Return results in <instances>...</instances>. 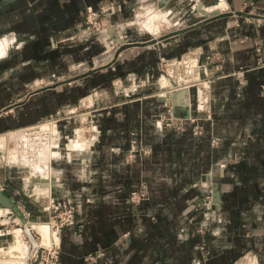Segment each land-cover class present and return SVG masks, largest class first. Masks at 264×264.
Listing matches in <instances>:
<instances>
[{
	"label": "crops",
	"instance_id": "obj_1",
	"mask_svg": "<svg viewBox=\"0 0 264 264\" xmlns=\"http://www.w3.org/2000/svg\"><path fill=\"white\" fill-rule=\"evenodd\" d=\"M110 1L123 11L138 0H0V36L14 31L36 37L19 51V62L0 67L4 74L0 76V132H5L0 134V147L7 149L12 163L21 156L18 163L30 168L29 179L44 194L53 181L51 162L61 156V148L55 152L51 145L62 144L59 133L65 136L74 125L71 119L47 118L80 105L96 85L88 72L82 84L58 89L62 80L51 72L63 74L59 68L66 60L90 59L93 46L91 42L75 45L60 36L79 29L89 6L98 8ZM205 8L212 12L204 14L228 12L178 30L162 53L149 52L153 65L160 57L169 62L193 55L196 60L185 59L180 67L182 72L191 71L189 77L196 80L200 62L205 65L210 53L222 57L219 70L215 64L209 67L214 82L208 90L210 111L202 115V132L194 134L189 121L182 129H159V121L148 115L142 121L145 113L166 110L154 98L113 99L118 104L112 114L100 118L97 145L92 144L94 137H83L82 130L63 144L70 156L68 167L55 162L63 174L57 189L83 205L76 224L62 230L61 264H264V0H223V5L203 4L199 11ZM4 37H13L10 40L15 43L9 54L23 43L14 35L0 40ZM51 37L61 43L58 48H51ZM103 55L107 60L99 75L105 73V80L108 74L124 79L140 76V68L125 70L126 62ZM144 55L132 60L133 67L142 56L146 59ZM240 68L246 69L242 80L234 74ZM149 73L146 68L142 75ZM151 85L149 90L157 88ZM182 86L174 88L178 102L188 98V87ZM13 88L22 92L16 94ZM167 95V99L173 97L170 91ZM173 110L175 116L189 112L176 102ZM134 133L147 144L148 152L130 153ZM12 138L16 143L10 149ZM76 142L78 146L71 148ZM86 152V160L84 156L79 163L70 162ZM215 187L219 202H215ZM140 191L145 192L143 197L137 194L134 199L133 193ZM208 194L209 211L220 218L213 223L214 230L199 227ZM190 218L196 223L188 225Z\"/></svg>",
	"mask_w": 264,
	"mask_h": 264
},
{
	"label": "rangeland",
	"instance_id": "obj_2",
	"mask_svg": "<svg viewBox=\"0 0 264 264\" xmlns=\"http://www.w3.org/2000/svg\"><path fill=\"white\" fill-rule=\"evenodd\" d=\"M171 1L175 2L172 3V5L174 4L173 7L175 6L177 8L173 9L172 5H170L168 7L169 13H164V11L161 12V10L158 9V6L163 5L161 0H138L136 3L122 8L123 11H119V5L115 2L110 1V4L104 2L100 4L97 10L102 12L105 8L114 6V11L112 9H107L103 14L100 13L97 16V19H93L94 24H90V30L87 29L89 24L83 22V24H80L78 27L79 29L76 32H71L68 36H60L61 40H66V42L69 43L73 42L75 45L76 43L81 44L84 42H91L93 46L91 48L92 52H90V59H86V61L84 59L78 60V62L66 60V64H63L64 66L62 65L61 68H59V71H62L63 74L60 75L59 72L55 70L51 72L50 75L53 76V78L60 77L62 80L57 86L58 89L62 90L66 86L71 87L76 84H82L83 78L88 72H92L90 78H93L92 81L96 85L92 86L93 89L86 94L87 96L81 98L80 105L71 110L65 108L61 112H58L59 114L57 113L47 118L49 121L54 117L55 119H71V121H73L72 124H74L70 127L71 132L68 131L65 136L64 134H61V129H59V125L56 124L60 132L58 141L62 144H52L51 147L52 149L55 147L53 150L55 152L58 148H61L59 150L61 156L54 157L51 162L53 169L52 174H54L51 176V180H54V183L51 184V191L53 194L50 193L49 189V192L46 191V193L47 195H50L47 197L43 196L41 194V188L37 182H35L34 179H29L31 175L30 168L21 167L18 163L21 156L16 157V159H14L16 161H13L12 163L10 160L13 158L11 156L7 157L6 155L7 149L0 147V182H5L7 184L6 191L4 192L13 196L20 210V212L17 213L13 209L0 204V253L8 250V245L14 240V235L18 234L21 238V247L19 253H14V255L19 254L23 259H26L23 264H47L46 260L49 252L48 246L53 242L58 241L54 235V230H56V224L62 221L61 216H63V212L69 207H73L77 216L78 209H81L83 205L80 202H74L70 197H64L57 189V180L63 175L61 169L64 166L68 167L67 161L70 156V149H65L63 144H67L69 139L77 134L78 130H82V136L85 138L92 139V137H94L95 139H93L92 144L95 146L98 144L102 132L100 118L109 115L110 113L112 114V110L118 104V101L123 100L124 102H132L136 99L145 100L150 97L158 102H162L166 110L164 111L162 107L157 113H145V115L142 116V121L148 115L147 118L151 120L154 118L155 121H161L162 124L157 123V125L160 126L158 127L159 129L163 128L165 125L162 121L169 118L171 115L170 113L174 111L171 108V101H168L167 99L169 86L177 88L183 87L182 85L185 84V86L188 87V95L192 100V105L189 110L194 111L196 108L194 103L197 99L198 85L194 84L195 78H193V76L192 79L189 77L191 76V71L186 73L185 70V72H182L180 66L185 59L192 61L197 58H194L193 55H188L183 59L168 62L166 59L163 60L160 57L159 62H157L156 65H153L149 62L151 60L149 57L152 54L149 52L162 53V50L164 51L172 40L173 34L178 30H185L188 27L199 23V21L214 18L215 16L225 14L228 11L222 9L220 12L204 14L194 8L195 3L199 0H168V2ZM200 1L204 2L206 5L218 4L217 0ZM86 15L87 13L85 14L84 21H86ZM84 29H87L86 32L89 31L90 34L88 35V33H85ZM4 35L17 36V38L23 42L19 47L12 49L11 54H9L10 47L12 45L15 46V43L10 40L13 37H8L6 39L4 37V40H7L6 49L9 52L7 51L6 55L0 59V67L13 66L16 62H19L21 58L19 51L23 50L24 46H26L28 42L33 41L36 37L28 32L21 36V34L14 31L2 34V36ZM59 44L61 43L51 37V48L56 49L60 46ZM100 53H103L104 57L110 55V58L114 57L115 59H119L120 63L126 62L124 65L125 70L140 68V76H138L139 74L134 76L131 74L124 79L120 77L118 78L117 76H114V74H108V80H105L106 74H99L104 70L102 64H105L107 59L104 58V61L100 56ZM142 53H145L144 56H146V59L144 60L142 56L139 60V65L136 64L137 66L133 67V63H131L132 60L142 55ZM210 56L209 59L206 58L205 65L200 62V68L198 71L199 79L203 81V77L205 76V80H211L208 83L209 88H211V85L214 82V77H211L209 67L212 68L213 64H222V57H214L213 53H210ZM146 68L150 69L151 73L144 77L142 74ZM156 73L159 75L157 78L155 75ZM203 73L204 75L202 76ZM0 76H4L3 71L1 70ZM8 77L9 75L6 76V78ZM105 81L109 84L105 85ZM153 83L156 84L157 88L155 90H149L148 86H153L151 85ZM31 85L32 84H30V87ZM23 86L25 87V85ZM38 87L34 86V88ZM209 88L204 92L206 100L209 98ZM24 90L26 91V88ZM13 91L16 94L20 92L19 90L16 92L15 88H13ZM66 99H68V97H66ZM113 99L115 101L117 99L118 101L115 102ZM7 132L8 131H6V133ZM4 133L5 132H0V134ZM9 141V147L12 149L15 146L16 141L13 138L9 139ZM70 146L71 148L73 146L77 147L78 142ZM148 148L147 144H145V142L134 133L131 138L130 153L132 152V154H134L133 152H137L138 150L148 152ZM87 154L88 153L86 152L84 155H72L73 159L70 160V162L79 163L84 159L86 160L89 158L86 157ZM132 154L127 155L132 157ZM84 156L86 158H84ZM55 162H61L62 168L60 166L58 167ZM14 163L17 165H12ZM54 184H56V186H54ZM143 191L138 193L140 197H143V193H145ZM207 198L208 195L205 196L204 200H208ZM203 203L205 205V201ZM201 214L202 221L200 222V226H198L203 230L205 228L212 230L213 223L215 221L218 222L220 219L219 217H215L213 213L209 211L207 206ZM35 218H40L42 221L50 223L49 231L51 232L47 233L34 228L32 226V221H34ZM196 221L197 219L190 218L188 219L187 224L191 225L196 223ZM53 224L55 225L53 226ZM183 227V230H186V227ZM28 228L30 232H28ZM61 234L62 230H60L57 235L60 242ZM3 260L4 258L1 257L0 264H11L8 261ZM16 264H21V262Z\"/></svg>",
	"mask_w": 264,
	"mask_h": 264
},
{
	"label": "built area",
	"instance_id": "obj_3",
	"mask_svg": "<svg viewBox=\"0 0 264 264\" xmlns=\"http://www.w3.org/2000/svg\"><path fill=\"white\" fill-rule=\"evenodd\" d=\"M113 8H114V6H111L110 8H105L104 11H106L107 9H112L114 11ZM104 11L101 12L100 10H97V8H94L93 6H89L87 8L86 21H84V22L89 24L88 28L86 27L88 30H90V28H91L90 24H92V25L94 24L93 19H97V16L100 13L103 14ZM86 30L84 29V32L88 33V35H89L90 32L89 31L86 32ZM213 56L215 57L216 55L213 53ZM210 57L211 56L208 55L207 59H209ZM163 60H165V59H163ZM215 68L217 70H219L220 69L219 64H215ZM245 72H246L245 68H240L238 71L234 72V74H236L240 78V80H242L243 77L245 76ZM211 77H214V75L211 74ZM197 79H199V77ZM194 81H195L194 84L198 85V88H197L198 89L197 90L198 94H197L196 105H195L196 110L195 111L189 110L191 105H192V100H191V97L189 95H188V98H184L182 101L178 102V101H176V99H174V95H173L174 93H176L175 89L171 88L169 91L172 93L173 97L168 99V101H171V103H172L171 104L172 105L171 108L173 109L174 104L176 102V104H179L182 107H184V106L187 107L189 112L185 116H182V115L181 116H175V112L173 111L172 113H170L171 115L169 116V118H166L162 122L164 123L165 126L166 125L169 126V127L170 126H178L180 129H182L183 126H184V122L185 121H189V122L194 124L193 133L198 135V134H200L202 132V124H201V120L203 119L202 115L204 113H208L210 111L209 108L207 107L208 105H206L208 100H206L203 96L205 95L204 92L207 91V89L209 88L208 83L211 80H205L203 78V81L201 79H199V80L195 79ZM201 83H203V84H201ZM262 87L264 88V83L262 84ZM201 91H202V93H201ZM206 117L210 118L211 114H208ZM159 123H161V121H159ZM213 142L217 143L218 139H214ZM53 181L50 182V185L54 183ZM54 186H56V184H54ZM6 188H7V184L5 182L4 183L0 182V191L4 192V191H6ZM50 193H52L51 190H50ZM41 194L43 196H46V197L50 195V194L49 195L44 194L42 192H41ZM137 194L138 193H136V192L133 193V198L134 199H135V197H137ZM207 199L208 200H205V205L207 206V208L210 209V203H211V195L210 194H208V198ZM206 206H205V209H206ZM61 219H62V221H60L59 223L56 224V230H54L55 231L54 235L56 236L58 241L53 242L51 245L48 246L49 247V252H48V257H47V260H46L47 264H61V259H60L61 244H60V241H59V238H58L57 235L59 234L60 230H63L66 227L74 226L76 224L77 216H76V212H75L74 208L73 207H69L65 212H63V216H61ZM54 225L55 224H53V226ZM196 264H199V262H197Z\"/></svg>",
	"mask_w": 264,
	"mask_h": 264
},
{
	"label": "bare ground",
	"instance_id": "obj_4",
	"mask_svg": "<svg viewBox=\"0 0 264 264\" xmlns=\"http://www.w3.org/2000/svg\"><path fill=\"white\" fill-rule=\"evenodd\" d=\"M217 2H218V4H223V0H217ZM177 4V3H176ZM178 4H180V3H178ZM216 4V3H215ZM164 5V4H163ZM162 5V6H163ZM174 5V4H173ZM173 5H172V8L173 9H175V8H177V7H173ZM196 5V4H195ZM204 5L206 6V4L204 3ZM197 6V5H196ZM196 6H195V8H196ZM161 7V6H160ZM171 8V7H170ZM171 8V9H172ZM164 11V13H169V9H168V7H165V8H163V9H161V12H163ZM201 12H212V10H209V9H207V8H205L203 11H201ZM7 40H4V39H1L0 40V59H2L5 55H6V53H7V49H6V47H7ZM10 48H12V47H10ZM9 52V51H8ZM7 57V56H6ZM198 68V67H197ZM198 71V70H197ZM197 74V73H196ZM179 94V93H178ZM177 94V95H178ZM176 99V98H175ZM87 114V113H86ZM42 124V123H41ZM31 128H29V130H30ZM90 131V130H89ZM24 132H26V131H24ZM30 134V133H29ZM24 135V134H23ZM57 135H58V132H57ZM30 136V135H29ZM50 136V135H49ZM77 138V137H76ZM50 140V139H49ZM51 141V140H50ZM49 141V142H50ZM52 146V145H51ZM52 150V149H51ZM40 177V176H39ZM48 180V179H47ZM46 180V181H47ZM35 221V222H34ZM34 221H32V226L34 227V228H36V229H38V230H40V231H43V232H51V231H49V225H50V223H48L47 221H42L40 218H35L34 219ZM51 229V228H50ZM28 232H30V230H29V228H28ZM52 236V235H51ZM14 240L8 245V250L7 251H4V252H2V253H0V258L2 257V258H4V260L5 261H8L9 263H11V264H16V263H18V262H21V264H23V263H25V260L26 259H23V257L22 256H20L19 254L18 255H14V253H19V251H20V247H21V238H20V236L18 235V234H15L14 235ZM53 241V240H52ZM3 260V261H4Z\"/></svg>",
	"mask_w": 264,
	"mask_h": 264
},
{
	"label": "water",
	"instance_id": "obj_5",
	"mask_svg": "<svg viewBox=\"0 0 264 264\" xmlns=\"http://www.w3.org/2000/svg\"><path fill=\"white\" fill-rule=\"evenodd\" d=\"M168 0H161L162 4L167 3ZM204 4V2L200 1L198 10H200L201 6ZM217 12V11H216ZM215 189L214 196L216 197L215 202H219V193L217 187ZM0 204L3 206L9 207L13 209L15 212L19 213V206L17 205L15 199L10 194H6L5 192L0 191Z\"/></svg>",
	"mask_w": 264,
	"mask_h": 264
}]
</instances>
